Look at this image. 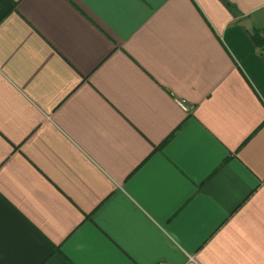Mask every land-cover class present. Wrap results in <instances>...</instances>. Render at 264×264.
Returning a JSON list of instances; mask_svg holds the SVG:
<instances>
[{
    "label": "crops",
    "instance_id": "1",
    "mask_svg": "<svg viewBox=\"0 0 264 264\" xmlns=\"http://www.w3.org/2000/svg\"><path fill=\"white\" fill-rule=\"evenodd\" d=\"M264 0H0V264H264Z\"/></svg>",
    "mask_w": 264,
    "mask_h": 264
},
{
    "label": "trees",
    "instance_id": "2",
    "mask_svg": "<svg viewBox=\"0 0 264 264\" xmlns=\"http://www.w3.org/2000/svg\"><path fill=\"white\" fill-rule=\"evenodd\" d=\"M251 38L256 45H264V38L260 36L258 31H253Z\"/></svg>",
    "mask_w": 264,
    "mask_h": 264
},
{
    "label": "built area",
    "instance_id": "3",
    "mask_svg": "<svg viewBox=\"0 0 264 264\" xmlns=\"http://www.w3.org/2000/svg\"><path fill=\"white\" fill-rule=\"evenodd\" d=\"M156 264H168V263L165 262V261H159V262H157Z\"/></svg>",
    "mask_w": 264,
    "mask_h": 264
}]
</instances>
